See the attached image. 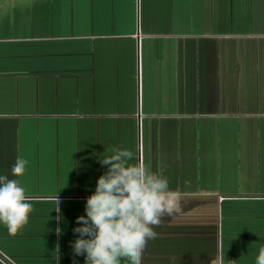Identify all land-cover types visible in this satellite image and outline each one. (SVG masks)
<instances>
[{
	"label": "crops",
	"instance_id": "0c3cea01",
	"mask_svg": "<svg viewBox=\"0 0 264 264\" xmlns=\"http://www.w3.org/2000/svg\"><path fill=\"white\" fill-rule=\"evenodd\" d=\"M112 147L180 196L141 264H254L264 0H0V175L33 208L16 233L0 227V257L84 264L72 228ZM18 156L28 163L17 178Z\"/></svg>",
	"mask_w": 264,
	"mask_h": 264
},
{
	"label": "clouds",
	"instance_id": "9594fccd",
	"mask_svg": "<svg viewBox=\"0 0 264 264\" xmlns=\"http://www.w3.org/2000/svg\"><path fill=\"white\" fill-rule=\"evenodd\" d=\"M128 148L112 147L98 159L107 170L95 181L92 193L84 201V214L76 217L72 228L76 238L70 242L74 256H83L84 264H141L146 244L156 239L162 218L181 211L177 191L168 179L152 172L142 163H132ZM28 161L18 156L11 169L13 177L25 173ZM55 211L60 201L54 197ZM32 204L18 179L0 175V227L14 234L28 223ZM59 220V216H57ZM57 235L61 233L56 229ZM72 264H77L73 259ZM254 264H264L261 245Z\"/></svg>",
	"mask_w": 264,
	"mask_h": 264
},
{
	"label": "water",
	"instance_id": "95a60500",
	"mask_svg": "<svg viewBox=\"0 0 264 264\" xmlns=\"http://www.w3.org/2000/svg\"><path fill=\"white\" fill-rule=\"evenodd\" d=\"M0 262L2 263V264H9L7 261H5L2 257H0Z\"/></svg>",
	"mask_w": 264,
	"mask_h": 264
}]
</instances>
